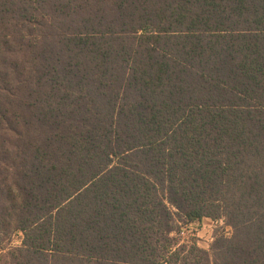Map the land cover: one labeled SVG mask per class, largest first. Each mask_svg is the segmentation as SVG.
<instances>
[{
	"label": "trees",
	"instance_id": "16d2710c",
	"mask_svg": "<svg viewBox=\"0 0 264 264\" xmlns=\"http://www.w3.org/2000/svg\"><path fill=\"white\" fill-rule=\"evenodd\" d=\"M177 216L232 235L180 258ZM13 230L14 264H264V0H0Z\"/></svg>",
	"mask_w": 264,
	"mask_h": 264
},
{
	"label": "rangeland",
	"instance_id": "374dc122",
	"mask_svg": "<svg viewBox=\"0 0 264 264\" xmlns=\"http://www.w3.org/2000/svg\"><path fill=\"white\" fill-rule=\"evenodd\" d=\"M182 220L181 217H174L175 224L180 227V231L175 236L176 240L173 241L177 245L169 248L171 251L180 252V258L181 255L190 251V248L194 246L200 250L209 251L215 238L218 236L228 238L232 235V230L224 219L211 220L204 218L201 222L196 221L191 224H183ZM21 238V233L16 230L9 232L7 235L0 231V264H14L13 256L18 254L15 250L20 246ZM169 262L164 264H170Z\"/></svg>",
	"mask_w": 264,
	"mask_h": 264
}]
</instances>
